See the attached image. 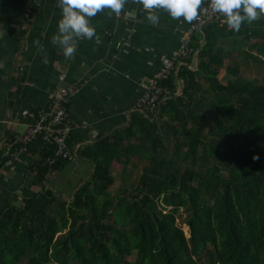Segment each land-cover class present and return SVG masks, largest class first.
I'll list each match as a JSON object with an SVG mask.
<instances>
[{"label":"trees","instance_id":"obj_1","mask_svg":"<svg viewBox=\"0 0 264 264\" xmlns=\"http://www.w3.org/2000/svg\"><path fill=\"white\" fill-rule=\"evenodd\" d=\"M226 33L235 45L256 40V52L238 49L245 66L226 64ZM191 44L195 54L164 81L172 93L157 114L136 109L80 151L96 166L72 196L47 186L71 159L51 163L55 145L34 140L47 147L30 166L42 188L0 204V264H264V77L242 70H264V14L238 31L212 21ZM13 137L0 146V168ZM138 161V177L116 187L114 163L123 174Z\"/></svg>","mask_w":264,"mask_h":264},{"label":"crops","instance_id":"obj_2","mask_svg":"<svg viewBox=\"0 0 264 264\" xmlns=\"http://www.w3.org/2000/svg\"><path fill=\"white\" fill-rule=\"evenodd\" d=\"M109 11L105 8L90 18L94 37L78 39L75 53L65 57L61 47L51 43L60 16L57 0H0V146L34 122L59 86L76 88L68 110L73 126L71 150L77 156L51 172L47 182L63 196H72L96 166L80 151L129 123L146 82L161 67L163 56L179 48L191 24L173 19L163 9L157 10L158 23H149L137 0H126L120 15H109ZM228 36L224 34L220 41L225 51L234 50L226 64L234 61L245 66L244 56L236 54L252 51L256 40L239 36L235 45V37ZM192 60L191 67H197L198 56ZM45 145L34 141L27 152L0 168V204L22 201L41 190L34 182L36 168L30 166L47 152Z\"/></svg>","mask_w":264,"mask_h":264},{"label":"built area","instance_id":"obj_3","mask_svg":"<svg viewBox=\"0 0 264 264\" xmlns=\"http://www.w3.org/2000/svg\"><path fill=\"white\" fill-rule=\"evenodd\" d=\"M212 21L224 23V18L212 10L209 0H202L198 17L186 29L179 48L173 54L163 56L161 67L146 82L144 92L136 103V109L148 117L158 113L162 101L172 93V89L164 81L173 72L177 73L180 65L195 54V48L191 44L192 35L203 31V27ZM179 89L181 87L178 91ZM75 90L73 84L61 85L54 90L47 108H41L34 122L28 124L25 131L15 134L12 141L7 144L6 154L16 157L26 152L31 142L41 139L55 145V156L50 158L51 163L56 162L59 157L74 159L77 156L76 152L68 145L73 129L68 103Z\"/></svg>","mask_w":264,"mask_h":264},{"label":"clouds","instance_id":"obj_4","mask_svg":"<svg viewBox=\"0 0 264 264\" xmlns=\"http://www.w3.org/2000/svg\"><path fill=\"white\" fill-rule=\"evenodd\" d=\"M60 16L57 31L51 36V43L58 44L65 57H71L77 47L78 39H92L95 27L90 18L103 9H109V15L119 14L126 0H57ZM145 10L149 23L159 21V9L165 10L173 19L182 18L183 22H192L198 17L202 0H137ZM213 11L220 13L227 27L238 31L242 22H252L264 14V0H209ZM257 159V156H253Z\"/></svg>","mask_w":264,"mask_h":264},{"label":"rangeland","instance_id":"obj_5","mask_svg":"<svg viewBox=\"0 0 264 264\" xmlns=\"http://www.w3.org/2000/svg\"><path fill=\"white\" fill-rule=\"evenodd\" d=\"M260 72H258L256 69L253 72H250L247 68H242L243 70V75L250 79V80H255V81H260L261 78H263V74H264V70L262 68H260ZM254 75V76H253ZM222 76H224L223 72H222ZM181 89H179L180 91ZM20 129L22 130L23 127H20ZM139 164L135 163H131L129 165V170L128 172H125L122 174V168H123V164L119 163V162H115L114 166H113V173L116 177V182H115V186L116 187H120L123 189L124 186L127 185V180L130 182L131 180H135L136 177H138L139 175V171L141 170V164L142 162L138 161ZM16 202V204H20L22 201L20 200H16L14 201ZM185 217V213H183L182 216H180L179 219V223L180 225H182V227L184 228V230L186 231L187 234H189V226L187 224L184 223L183 218Z\"/></svg>","mask_w":264,"mask_h":264}]
</instances>
